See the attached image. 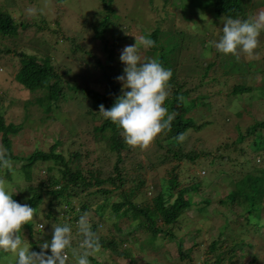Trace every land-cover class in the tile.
Segmentation results:
<instances>
[{"label": "trees", "instance_id": "1", "mask_svg": "<svg viewBox=\"0 0 264 264\" xmlns=\"http://www.w3.org/2000/svg\"><path fill=\"white\" fill-rule=\"evenodd\" d=\"M251 1L182 0V5L192 11H195L196 8L202 11H211L215 17L213 24L216 26L218 25L217 21L222 25L229 18L246 20L251 17L249 15L252 8ZM99 2L102 7L94 12L95 17L90 18L91 15L84 14L83 23L91 27L94 30V37L103 42V52L107 59L103 63L96 52L89 49L86 50V55L90 59L84 57V63L85 65L90 64L91 67H100L99 69L102 71L100 80L106 83L105 92L85 89L81 85L70 86L69 82L64 80L62 74L57 70L49 54L39 56L21 50L16 54L21 63L17 74L18 79H20L19 82L25 88L33 92L38 89L42 90V93L37 95L34 101L31 102L37 103L43 112L49 114V116L61 104L83 96L88 103L85 107L80 105L81 114L85 119L89 114L96 118L97 123H94L92 130L97 140L106 141L104 150L113 152L112 157L115 156L116 159L113 166L114 171L112 174L104 175V168L98 167L96 162H93L92 168L90 166L84 168L82 163L85 158H88V155H83L79 150L71 151L68 156L63 151H57L58 145L70 140V138L66 140L62 138V133L67 134V129L65 127L64 131V126L60 127L55 144L48 151L36 149L26 155L15 154L10 135L17 133L22 125L13 122L6 123L4 116L0 114L1 139L9 150L10 160L19 161L21 163L18 168L19 171L24 174L27 181L32 182L28 187L30 195L23 203L35 208V217L24 226L28 228L31 236L33 234L39 235L40 245L45 241L50 242L53 225L61 223H59L58 215L61 212L59 207H62L66 213L73 214V217L60 225L67 223L76 230L74 232H78L79 217L87 214L91 227L99 238L100 248L110 253L111 260L129 258L127 264H137L136 255L138 253L149 252L151 246H157L159 249L161 248V251L168 244L172 245V248L165 249L162 257L154 255L155 264H173L172 260H176L177 264H260L261 261H263L261 264H264V256L261 255L260 250L256 249L264 242V234L260 233V229L264 228V119H256L245 130L238 128V136L228 142L229 144L225 147H221L218 156H212L208 160L210 164H214L217 159H225L227 164L231 166L233 158L237 157L242 159L244 163H253L254 166L238 178L233 175L232 168H228V166L227 168L222 166L216 172L213 170V177L209 176L208 182L211 184L220 172L231 175V181L227 180L230 187L227 197L231 200L232 217L224 222V227L221 228L216 237H213L212 242L208 243L207 252L210 251L212 255H205L201 262L193 260V252L196 249L195 246H201L203 241L197 240L196 237L193 245L186 248L177 229L180 223L185 221L183 219L188 218L191 210L195 212L193 213L194 218L208 217L206 214L207 207L201 204L203 201L210 203L211 197L207 196L204 200L199 201L194 196H187L190 190L202 189L200 186L202 180L195 181L193 173H189L187 179L189 182L184 183L179 180L180 176L179 172L176 171V167H173L170 174L169 171H166L162 177L156 176V174L147 177L142 174L143 171L148 172L147 170L151 172L156 166L158 170L160 164H169L182 159L196 162L201 158V154L195 150L185 151L182 140L178 139L179 136H184L190 130L203 128L207 123L206 121L198 123L194 116L187 115L195 106L208 104L206 95L189 98L192 89L188 84L191 79L198 74L202 82L208 76L213 78L217 85H223L221 82H226L228 78L226 75L233 77L239 74L245 77L247 74H253L256 77L259 72L264 73V58L259 60L251 58L244 62L240 57L225 56L218 52L221 55L220 67L224 71L226 70V75H215L214 73L210 75V70H217L216 60L208 56V53L214 49L209 45L212 36L208 37L206 34L201 36L198 33L193 34L173 27L163 29L160 25L152 26L150 31H144V35H150V38L155 41V46L146 48L142 59L156 58L165 67L172 69L173 76L170 80L169 96L165 106L170 114H174L175 119L170 130H165L156 137L155 141L160 144L159 137L165 135L166 137L163 138L168 141L169 146L166 151H163L162 156H158L160 162L158 158L153 161L151 153L148 154V158L141 159L138 157V152H142L140 147L127 145L124 142L122 130L98 112L100 105L103 104L106 108H111L116 98L122 95L120 91L122 83L116 79V77L123 74L126 66L119 58L121 54L120 47L127 39L132 38V35H128L126 27L123 26L125 18L113 7L114 0H99ZM261 3H264V0H261ZM6 7L8 5L5 4L0 8V34L2 35L0 40L11 36L16 37L20 27L26 24L23 23V25L22 22H19ZM251 12L254 13L252 10ZM114 17L117 19L116 22L113 20ZM43 21L47 24L45 20ZM53 32L57 33L56 30H53ZM68 37L73 39L72 42L74 43V38ZM206 42L207 46L204 47ZM263 44L264 40H262L261 34L257 50ZM75 45L74 51L81 50V48L78 49L79 45ZM189 49L194 51L193 54H195L193 58L195 65L192 69H190L189 64L184 63L191 61L186 59V51ZM6 50L11 51L12 49L8 48ZM2 51L0 48V53ZM223 76H226V78L221 81ZM84 80H87L86 76ZM77 89L81 91L82 95L76 92ZM256 90L257 98L264 97V75L261 85L253 86L245 81L235 83L231 94L252 93ZM259 90L260 94H258ZM89 121L87 119V122ZM70 144H73V142ZM247 144L248 146H246ZM160 147L163 148L164 146L160 144ZM235 151L238 152L237 156H234ZM204 155H207V153ZM130 156L135 157L132 162V169L127 164L125 165V159ZM257 156L261 157V160H259L261 164L257 163ZM39 161L52 163L47 167L46 172L40 173L41 175L35 171V165ZM10 172L11 170L8 169L6 175L9 176ZM236 173H238L237 170ZM34 176L36 177L34 178ZM155 178H159V182L161 181L160 189L154 195H149L150 187L148 186L151 185L149 180L155 181ZM107 185L113 187H106ZM95 186L98 187L96 192L102 194L98 200H93V202L80 198L86 191L88 198ZM115 192H117L119 198L111 201L110 196ZM13 198L21 203V195L15 194ZM46 198L49 200V210L45 214L46 226L41 229L38 227L37 217ZM236 202L238 205L235 204ZM186 214L187 216H185ZM123 218L128 220V224L124 225ZM109 222L114 226L110 231L112 235L100 233V229L105 223L111 228ZM137 229H141L139 232L143 233L145 237L140 238L139 232L135 234ZM113 230L120 231L121 235H117ZM125 230L127 231L125 232ZM196 231L200 233L203 231V227L197 228ZM122 233L126 234V237ZM82 239L83 237L79 232L78 236L73 238L72 246L67 250V264H76L75 253L83 251L80 248ZM134 242H137V248H133L132 243ZM32 243L38 246L39 252L41 250L39 244ZM174 248L178 252L177 256L172 253ZM250 256H253L252 260H245L246 257ZM89 260L90 264H99L98 262L94 263L97 260L96 253L90 256ZM159 260L168 261L163 263Z\"/></svg>", "mask_w": 264, "mask_h": 264}, {"label": "rangeland", "instance_id": "2", "mask_svg": "<svg viewBox=\"0 0 264 264\" xmlns=\"http://www.w3.org/2000/svg\"><path fill=\"white\" fill-rule=\"evenodd\" d=\"M251 3V10L254 12L252 13L250 10L249 15H251V17H255L260 12H264V3H261V0H252ZM5 4L8 5L6 8L12 12L13 16L19 22H22V24L26 23L25 26L20 27L16 37L11 36L0 40V48L3 50L0 53V114L4 116L6 123L13 122L14 124L22 125L17 133H12L10 135L13 152L19 155H26L36 149L48 151L52 145L55 144L54 142L56 136L59 134L60 127L64 126V131L66 127L67 134L62 133V138L63 140L70 138V140L69 142L64 141L62 145H58L57 151H63V153L68 156L71 151L79 150L83 155H88V158H85L82 163L84 168H87V166L92 168L93 162H96L98 167L104 168V175L112 174L114 171L113 166L116 161L115 156L113 158V152L104 150L106 141H99L95 138L92 129L94 123H97V121H95L96 118L89 114L87 115V119L90 121L87 122V119L81 114L80 105L85 107L86 103H88L84 100L83 96L78 97L79 99H71L69 102L61 104V106L55 108L54 111L50 113V115H52L49 116V114L43 112L37 103L31 102L34 101L37 95L42 93V90L38 89L33 92L25 88L19 82L20 79H18L17 74L21 63L16 54L21 50L38 54L39 56L49 54L57 70L62 74L63 79L69 82L70 86L76 87L81 85L85 89L105 92L106 83L100 80L102 76V71L99 69L100 67H91L90 64L85 65L84 63V57L90 59V57L86 55V50L89 49H93L103 63L107 59V56L103 52V42L95 38L93 33L94 30L83 23V15H91L90 18H94V12L102 7L101 3L99 0H0V8ZM29 7L37 9L43 8L44 13L35 17L28 16L25 14V9ZM113 7L125 18L123 26L126 27L128 35H132L131 39H127L125 42L122 41L124 43L121 45L120 51L127 45H135V35L142 36L144 35V31H150L151 27L155 25H160L163 29L173 27L193 34L198 33L201 36L206 34L208 37L212 36L210 37L211 41L215 40V38L218 40L222 35L223 24L221 25L219 21H217L218 25L215 26L213 24L215 17L211 11H202L197 8L195 11L188 10L182 5V0H114ZM43 20H45L47 24ZM113 20L114 22L117 21L115 17ZM53 30H56L57 33L53 32ZM261 34L262 40H264V32ZM1 36L0 34V37ZM68 36L74 38V43L79 45L80 47H78V49L81 48V50L78 52L74 51L76 45L72 42L73 39H69ZM198 37L201 38L200 36ZM206 46L207 42L204 43V47ZM8 48L12 50L7 51L6 49ZM144 50L145 48H140V55L142 58L145 55ZM193 53L194 51H191V49L186 51V59H190L191 61H186L184 63L189 64L191 66L190 69L194 68L195 65V61L193 60L195 54ZM208 56L217 62V70H210V75H213V73L215 75H226V70L224 71V69L220 67L221 55L213 49L208 53ZM240 58L244 62L251 58L256 60L263 59L264 44L259 50H255L253 56L241 54ZM263 75L264 73L262 72H259L256 77H254L253 74H247L245 77L239 74L233 77L226 75L228 77L226 82H221L226 78V76H223L220 81L223 85H217V82L208 76L205 77L204 82H202L201 77L197 74L195 78L189 81L188 86L192 89L189 98L206 95V102H208V104L195 106L187 115L194 116L198 123L204 121L207 123L203 128L193 131L190 130L185 133L182 144L185 147V151L195 150L201 154V158L196 160V162H191L187 159H182L181 161L175 160L169 164H160L158 170L156 166L151 172L149 170H147L148 172H142V174L147 177L154 174L162 177L166 171H169L170 174L173 167H176V171L179 172L180 181L184 183L189 182L187 181L189 173H193V179L195 181L202 180L200 181L202 189L190 190L187 196H194V198L199 201L202 199L204 200L207 196L211 197L210 203L203 201L201 204L207 207L206 214L208 217L194 218L193 213L195 212L191 210L189 211L190 215H188V218L183 219L185 221H182L177 229L178 234L183 238L182 240L186 248L193 245L195 241L194 238L196 237L197 240L203 241L201 246H195L196 249L193 252V260L196 262H201L202 258L207 254H209V256L212 255L210 251L207 252L208 243L212 242L213 237H216L221 228L224 227V222L232 217L230 208L231 200L227 197L230 190L227 180L231 181V175L220 172V174L214 178L213 183L209 184V176L211 178L213 177L212 171L214 170L216 172L220 167L223 166L227 168L228 166V168H232L234 172L233 175L238 178L245 172L251 170L254 166L253 163H244L242 159L237 157L233 158L231 166L227 164L225 159H217L214 164H210L208 160L212 156H218L220 153L219 149L221 150V147H225L229 144L228 142L238 136V128L245 130L249 125L254 123L256 119H264V97L257 98V90L255 92L252 91V93L245 92L243 94L233 95L231 94L233 85L244 81L253 86L261 85ZM85 76L87 80H84ZM76 92L82 95L81 91L78 89ZM258 94H260V90ZM73 130H75L74 134ZM163 137L166 136L161 135L158 139L160 144L164 146L163 148L155 141V138L147 148H140L142 152H138V157L143 159L151 153L153 161L157 158L159 161L158 156H162L163 151L169 148L168 141ZM72 142L73 144H70ZM0 146L6 148L1 139V134ZM246 146H248V144ZM205 153L209 155H204ZM237 154L238 152L235 151L234 156H237ZM134 158L133 156L126 158L125 165L127 164V166L132 169ZM162 159L163 157L161 160ZM256 159L257 163L261 164L259 161L261 157L257 156ZM10 162L12 164L10 175H6L8 169H0V179L9 183L13 192H18L16 195H21V203L23 204L30 195L28 187L32 182L27 181L24 174L19 171L18 168L21 166L19 161L10 160ZM50 164L52 163L39 161L35 165V171L39 172V175H41V172L44 173L47 171V167ZM55 170L59 173L57 169ZM236 170L238 173H236ZM35 177L36 176H34V178ZM149 183H151V185L148 186L150 187L148 193H150L149 195H154L158 192L157 190L160 189L161 181L159 182V178H155V181L149 180ZM106 187L110 188L113 186L107 185ZM97 188V186L92 188V193L88 198L86 194L87 191L83 193L80 198L88 201L98 200L102 194L101 192H96ZM117 198H119L117 192L112 193L110 196L111 201ZM76 200L78 201V199ZM242 200L244 199L242 198ZM235 204L238 205L237 202ZM59 209L61 211L58 215L59 223L70 220V218L73 217V214L66 213L62 207H59ZM48 210L49 200L46 198L41 205L37 217L38 221L43 223V227H40L41 229H44L46 226L45 214ZM185 216H187V214ZM123 221L125 222L124 225L128 224L127 219L123 218ZM108 224L111 225V228L105 223V225L101 227L100 233L112 235L110 231L114 226H112L111 222ZM199 227H203V231L197 233L196 229ZM74 231L76 230L72 228V237L76 238L78 232ZM113 231L117 233V235H121L120 231ZM126 231L127 230H125V232ZM139 231H141V229H137L135 234H138ZM260 233L264 234V228L260 229ZM122 234L126 237V234ZM21 236L26 239V243L30 246V251L38 252V246L32 243L35 242L41 246L38 234H33L31 236L28 228L23 225ZM139 237L143 238L145 235L140 233ZM132 246L133 248H137V242L132 243ZM164 247L166 248L160 251L161 248L159 249L157 246H151L149 247V252L138 253L136 255L137 264H155L154 255L162 257L165 249H171L172 245L167 244ZM256 249L260 250L261 255L264 256V242ZM136 250L138 251V249ZM172 253L177 256L178 252L176 248L172 250ZM96 254L97 260H95L94 263L98 262L99 264H127L130 260L129 258L111 260L110 253L101 248ZM252 258L253 256L246 257L245 260H252ZM159 261L164 263L168 260ZM172 261L174 264L176 260ZM2 263L16 264L15 254L10 252L0 253V264ZM177 263L178 262H175V264ZM261 263H263V261H261Z\"/></svg>", "mask_w": 264, "mask_h": 264}, {"label": "clouds", "instance_id": "3", "mask_svg": "<svg viewBox=\"0 0 264 264\" xmlns=\"http://www.w3.org/2000/svg\"><path fill=\"white\" fill-rule=\"evenodd\" d=\"M43 13V8L25 9V14L32 17ZM262 32L264 12L246 20L229 18L223 24L222 35L218 40L209 41V45L225 56H253ZM135 37V45L125 46L119 57L126 65L123 74L116 77L122 83V95L116 98L111 108L100 105L98 112L122 130L127 145L147 148L159 134L171 129L175 119L165 106L173 72L156 58L142 59L140 48L155 46L150 35ZM178 139L182 140L183 136ZM0 169H12L9 150L2 146ZM17 193L9 183L0 179V253L15 254L16 264H67V250L73 240L72 227L67 223L54 224L50 242H43L39 252L30 251L21 231L24 224L33 220L35 208L17 202L13 198ZM78 232L83 237L80 243L83 251L75 253L76 264H90L89 257L99 252L101 244L87 214L79 217Z\"/></svg>", "mask_w": 264, "mask_h": 264}, {"label": "bare ground", "instance_id": "4", "mask_svg": "<svg viewBox=\"0 0 264 264\" xmlns=\"http://www.w3.org/2000/svg\"><path fill=\"white\" fill-rule=\"evenodd\" d=\"M38 226H39V228H40V227H43V223H40V222H39V223H38Z\"/></svg>", "mask_w": 264, "mask_h": 264}]
</instances>
